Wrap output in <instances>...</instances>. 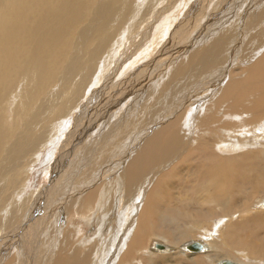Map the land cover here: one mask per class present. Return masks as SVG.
Listing matches in <instances>:
<instances>
[{
  "label": "bare ground",
  "instance_id": "obj_1",
  "mask_svg": "<svg viewBox=\"0 0 264 264\" xmlns=\"http://www.w3.org/2000/svg\"><path fill=\"white\" fill-rule=\"evenodd\" d=\"M137 1L139 0H100L91 3L90 0H0V111H2L0 117V218L2 215L11 217L7 223L0 222V233L2 230L10 231L13 222L19 221L20 212L23 211L30 197L26 195V198H20V194L25 188L21 179L23 172L21 158L38 143L37 139L28 138V131L37 122V112L43 109V105L47 107V113L58 112L61 116L70 108L77 89H81L87 82L90 64L95 61L96 54L100 52L99 49L92 46L93 42L106 43V48H108L112 44V29L127 23L131 26L134 22L130 21L127 15L131 14L130 9L134 7L132 4H137ZM172 6L173 4L168 8L170 9ZM241 10L243 15L240 18V27H244H242L245 30L244 33L240 31L241 34L232 39V23L229 24L228 18L225 20L222 18L218 25L225 24L223 29L220 30L221 26L212 27V30L217 29L218 31L209 38V33L202 37L205 42L200 43V41V44H194V49L190 52L186 51L187 56L183 55L182 60L181 57L178 58L180 60L174 59L175 64L168 68L165 75L163 74L162 81L158 82V79H162L161 75L149 89H137L139 94H135L137 96L133 99L138 98L139 95L142 96L139 99V101H143L142 111L148 109L150 112L151 105L159 104L158 95L161 91L165 97H168L170 92L173 94L176 91L179 97L175 102V108L170 109V106L163 105L155 106L154 111L152 110V113L147 115L143 124H140L139 121L136 123L142 127L149 125V119L158 113L164 117H161L158 125L153 124L144 130L145 134L142 131L140 136L132 138L135 133L129 131H133L135 125H132L126 117L119 119L116 117V108L126 99L124 91H121L122 93L118 90L113 91L115 103L107 104L102 108L103 99L109 96L107 92L113 90L102 89L95 93L96 97L91 96L94 99L90 103L91 106L82 109L72 117L66 131L73 130V133L67 139L64 138L66 131L63 133L64 140L58 143V145H62L59 150L61 153L59 156L53 154L51 159L53 161L51 170L52 168L54 170L52 177L56 176L59 167L64 169L65 165L70 163L69 158L73 168L65 178H58L55 182L51 180V188L47 194H39L32 210L24 217L25 229L23 224L19 225L7 239L0 238V251H4L8 256L14 247H18L17 249L20 251L18 258L10 259L12 264H30L28 258H31L29 254L31 245H34V248L36 246L39 248L37 264H102L100 260H97L99 253L103 251H99V247H96L98 242L95 240L84 242L82 236L74 241V235L79 230L68 220L64 223L61 222L59 216L63 212L66 213V217H71L72 214L79 215L82 212L87 215L90 222L93 221L96 224L97 217L102 215L106 205L99 201L98 197L102 200L105 196L111 198V204H114L116 208H119L123 200L126 201L124 207L126 212L123 210L124 223L119 228L120 232L113 235V239L119 247L116 246L109 252L107 264H129L130 262L127 263L126 260H123L127 258L129 261L137 252L144 251L142 238L152 229L149 220L154 215L150 207L152 199L150 195L155 194L161 198V201L163 200L162 197L166 196L164 189L170 186V175L172 171H175L176 164L183 161V163H190L191 166H197L192 160L187 159L192 148L213 153L220 148L221 142H223L221 147L227 145L226 141L229 144L231 138L225 137V140L222 135L234 134V131L229 128L230 118L228 115L230 112L241 114V118L238 119L239 124L242 120H247L245 124L249 123L253 127L258 122L259 116L264 115V55L256 60L257 55L260 54L258 52L264 50V0L242 2ZM161 11L162 9L158 10L155 20L159 19ZM185 18L183 22L187 24L192 22L187 17ZM139 25L141 24L139 23ZM150 25L142 23L141 26L147 29V26L149 28ZM144 31L140 32L135 43L138 40H141L140 45L146 43L143 37ZM242 37L244 39L240 45ZM215 41H219V45L214 43ZM230 44H233L235 49L230 50L231 55L228 63L223 66L225 60L223 61L222 58L228 52ZM205 52H210L211 59L204 62L205 74L202 75V81L206 77H213L216 80L208 84L211 87L205 84L206 88L202 89H212L215 83L222 85L227 83L230 87L215 91V94L205 101V107L202 108L197 105L200 99L195 101L198 98L197 93L194 99H192L193 96H190L184 101H181L180 95L190 87L196 86L198 81L192 76L191 66L193 64L198 66L199 58ZM234 61L240 66H250L248 70H243L239 76L238 82L242 84L240 88H236L237 81L232 75L227 80L225 79V82L222 81L228 71L226 68L230 67ZM167 66L169 63L163 64L162 68L166 69ZM57 75L60 76L58 82L56 86H52ZM72 87L74 88L71 89ZM8 91H13L17 102L10 121L5 123L8 108L6 93ZM186 103L197 106L201 111L199 109L200 112L188 114L189 112L185 109L173 119L168 120L166 124H159L162 120L177 113ZM127 105L122 109H125V112L130 109V114H135L136 117L139 111V107L136 106L137 102H135L136 107L132 104ZM65 108L67 109L64 110ZM245 111L246 117L243 118L242 115ZM88 113H91L89 121H87ZM93 113L96 114L92 115ZM208 115L210 118L220 119V126L216 127L208 123ZM186 122L193 124L190 131H185L182 127ZM124 128H127L128 131H124ZM57 129L53 128L47 138L56 139L59 130ZM147 132L149 136H145ZM204 133H209L206 140L208 146L201 147L200 143ZM248 133L245 132V134ZM180 134L184 135L185 141L176 147L168 143L164 145L157 143L162 135L177 138ZM245 134H243V138H239L240 141H243V145ZM239 135L242 136V134ZM46 139H44L42 147L46 144ZM110 141L113 142L112 145ZM214 143H219V145L215 148ZM257 143L259 142L256 141ZM115 150L120 152L115 154ZM220 150L222 151V149ZM228 155L214 156V162H210L211 164H208L205 169L212 172L228 167L231 157ZM114 159H116L115 162H113ZM121 161H125L123 167H121ZM203 164L205 163L203 162ZM251 168L258 173V182L254 186V191L260 192L264 185V155L259 156L257 161L252 158ZM59 182L61 183L58 186ZM9 188H13L12 199L2 208V194ZM114 190L117 192L113 194ZM168 190L170 191L169 188ZM17 196L19 197L15 199ZM135 203L137 204L135 205ZM61 205H63V209ZM244 205L248 204L244 203ZM152 207L154 208V206ZM35 210H39V212L34 214ZM90 210L92 212L89 213ZM188 210L190 219L194 223L192 226H198L200 223L202 227L206 216L213 213V209L207 210L206 208L198 210L191 207V210ZM133 220L137 221L136 225L133 224ZM132 224L134 225L133 230L131 229ZM21 229L23 231L20 233ZM130 230L133 231L130 233L131 238H129ZM194 232L195 229L184 228L179 231V234L187 238L191 237ZM227 237L223 236L225 239ZM194 242H197L201 249L192 252L200 253L205 250L207 244L203 239L186 241L180 249L189 251L186 247L187 244ZM113 245L115 246L114 243ZM152 245L154 247L160 245V251L163 253L169 249L168 245L156 241H153ZM211 245L216 247L217 240L211 241ZM22 256H26L25 262L22 261ZM223 262L240 264L229 259H224L218 264H223ZM0 264L7 263L0 257Z\"/></svg>",
  "mask_w": 264,
  "mask_h": 264
},
{
  "label": "rangeland",
  "instance_id": "obj_2",
  "mask_svg": "<svg viewBox=\"0 0 264 264\" xmlns=\"http://www.w3.org/2000/svg\"><path fill=\"white\" fill-rule=\"evenodd\" d=\"M99 1L90 0L91 3ZM139 1H137V4H132L134 7L130 9L131 14L127 15L129 20L134 22H132L131 26L127 23L121 27L113 28L111 35L112 44L108 48H106V43L102 44L99 41L93 42L92 46L99 49L100 52L96 54L95 61L90 64V73L88 74L87 82L81 89H77L70 108L61 116H59L58 112L51 114L47 113V107L43 105V109L37 112V122L35 125H32L31 129L28 131V138L37 139L38 143L30 152L21 158L23 165L21 179L23 180L25 188L22 190L20 198L22 197L21 199H24L27 196H30L26 202L28 207L25 205L23 211L20 212L21 217L19 218V221L13 222L10 231H1L2 233H0V238L5 237L7 239L12 235V232L17 228V226H22V224L24 225V217L30 210H32L39 194H47V192L50 191L51 180L55 182L58 178L63 179L66 175L68 176L69 171L73 168L70 158V163L65 165L64 169H60L59 167L56 176L53 177L50 174L53 163L51 159L53 154L55 156H59L61 153L59 150L62 148V145H58V143L64 140V138L67 139L73 133V130L66 131L72 117L77 115L82 109L91 106L90 103L94 100L93 98L96 95V92H100L102 89H113L111 92L108 91L107 94L109 96L107 95L108 97L103 99V103L101 104L103 108V106L107 104L111 105L115 103V95H113V91L116 92L118 90L120 93L124 91L126 99L123 102L121 101L122 103H120L116 108V117L118 119L126 117L132 125H135L132 129L133 131H129L131 133H135L134 136L131 135L132 138L140 136L142 131L146 130L153 124L158 125V121L164 117L158 113V115L156 114V116L152 119H149V125L141 127V125H137L136 123L139 121L140 124H143L144 119L147 118L148 114L152 113V110L154 111L155 106L160 107L163 105L170 106V109L175 108V102L178 101L179 97L177 96L178 92L176 91H174L173 94L170 92L168 97H165L161 91L158 95L159 104L156 103L155 105H151L150 112L148 109L142 111L141 107L143 101H139L142 96L139 95L138 98L133 99V97L137 96L135 94H139L138 90L149 89V87L153 85L156 79L161 75L162 79H158V82L162 81L164 75L167 73L166 71H168V68H171L170 66L175 64L176 61L174 59L177 60L181 57L182 60L183 55L185 57L187 56L186 51L190 52L194 49V44L199 43L200 41V43L205 42L202 37L207 36V33H209V38L217 32V29L212 30L211 28L214 26H221L218 25V23L222 18L224 20L228 18L227 21L229 24L232 23V39L236 38V36L238 37L239 34H241L240 31L244 33V27H240V18L243 15V11L241 10L242 2L247 3L252 0ZM172 4L173 6L169 9L168 6ZM159 9H162V13L159 16V19L155 20L154 18ZM164 11L166 12L164 13ZM252 11L253 10H251V12ZM185 17L192 22L189 24L183 22L186 19ZM139 23L141 25L142 23L151 25L149 28L147 26V29H145L139 25ZM224 25L220 27V30L223 29ZM209 30L210 32H208ZM141 31H144L143 37L144 42H146L142 45L139 44L141 40H138L137 43H135V40ZM243 39L244 38L242 37L240 45L242 44ZM214 43L219 45V41H215ZM231 49H235L233 44L228 46V52L222 58L223 61L225 60L223 66L228 63L231 55ZM258 53L260 54L257 55L256 60L263 56V50ZM209 59H211L210 52H205L199 58V65L196 66L193 64L191 66L192 76L195 77L198 81L197 83L199 84L196 83V86H192L187 89L186 92H182L183 94L180 95L181 101L186 100L190 96H193L192 99H194L198 94V98L195 99V101L197 102L200 99L197 105L204 108L206 104L205 101L212 94H215V91L225 87H230L227 83L223 85L215 83L212 89H202L206 88L205 84L208 86V84H211L214 80H216L213 77H206L202 81V75L205 74L203 70L204 62ZM173 60L174 63L172 62ZM167 63H169V66H167L166 69L162 68L163 64ZM249 68L250 66H240L234 61L230 67L226 68L228 71L222 81L225 82V79L227 80L229 76L232 75L237 81L236 88H240L242 84L241 82L240 84L238 82L239 76L243 70H248ZM59 77V75L56 76L55 81L51 84L52 86H56ZM208 87L211 86L209 85ZM73 88L74 87L71 89ZM6 95L8 108L5 115V123H8L11 116L15 112L17 99L15 98L13 91H8ZM91 96H93V98ZM135 102L138 104L136 106L139 107L138 115L136 116L137 118L135 117V114H130V109H127L126 112L125 109H122L123 106H128L127 104H132L136 107ZM66 109L67 108L64 110ZM185 109L189 112L188 114L201 111V109L197 106L195 107L193 104L190 105L186 103L177 113L162 120L159 124H166L168 120L173 119V117ZM121 112L122 114H120ZM1 114L2 111H0V117L2 116ZM95 114L93 113L92 115ZM89 117H91V113H88L87 121H89ZM228 117L230 118L229 128L234 131V134H225L222 136L225 140V137L231 138L229 144L226 141L227 145H222L221 147L223 142H221L220 145L219 143H214L213 146L215 148L218 145L220 147L217 151H215L216 153H207V150L192 148L191 152L187 155V159L192 160L193 163L197 164V166H191L190 163H183V161L176 164L175 171L173 172V169L171 170L172 172L169 179L170 186H168L170 191L168 188L164 189L166 196L162 197L163 200L161 201V198L155 194L153 196L150 195L152 199L149 197L151 199L150 207L152 208L151 210L154 212V215L149 220L152 229L142 238V247L145 248L144 251L137 252L129 261L127 258L124 260L120 258L121 260H126L127 263L130 262L129 264H218L224 259H229L240 264H264V185L260 192L254 191V186L258 182V173L251 168L252 158H255L257 161L259 160V156L264 155V115L259 116L258 122L254 127L249 123L245 124L247 120H242L239 124L238 119L241 118V114L239 113L235 114L230 112ZM242 117H246V111L245 113L243 112ZM207 122L216 127L220 126V119L210 118L209 115ZM192 126L193 124L188 122L182 125L185 131H190ZM55 127L59 129H57V138H53L52 140L48 139L47 136ZM136 128H138L137 131ZM229 128L228 130H230ZM124 131H128L127 128H124ZM64 132L65 134L63 138ZM137 132H140L138 133L139 135ZM148 132L145 136H149ZM245 132L249 133L245 134ZM219 133L221 134V132ZM239 134H242V136ZM243 134H245L246 138H244L245 147L243 145V141L239 140V138H243ZM208 135L209 133L203 134L202 139L204 142H202L203 140L201 141V147H205V145L208 146L206 144ZM144 137L142 138V141ZM44 139H46V144L42 147ZM184 141L185 138L183 134L178 135L177 138L162 135L157 143L158 145L168 143L176 147ZM256 141L259 143L256 144ZM110 144L112 145L113 142L110 141ZM111 145H109V147H111ZM227 147L229 148V151ZM231 147L233 149H230ZM220 149H222V151ZM209 150L211 151V149ZM119 152L120 151L115 150V154H118ZM227 154H229L228 156H231L228 167H223L221 171L212 172L205 169L208 167V164L214 162V156ZM132 155L134 154L132 153ZM115 161L116 159L113 160V162ZM203 162L205 164H203ZM234 162H236V166L234 165ZM124 165L125 161H121V167ZM242 169H250L251 173L245 174L242 172ZM224 172L228 175L225 174V176H222V173ZM60 183L61 182H59L58 186ZM116 192L117 190H114L113 194ZM12 193L13 188H9L2 194V208L12 199ZM18 197L19 196L15 197V199ZM98 200L103 204L106 203V205L104 211L102 213L100 212L102 215L97 217L96 224L93 223V221L90 222L87 215L82 212L79 213V215L72 214L71 217H66V213L63 212L60 214L59 220L63 223L68 220L71 224L73 223L72 225L76 229L79 230V232L74 235V241L78 240L79 236H82L81 238L84 239V242H92V240L98 242L96 247H99V251H103L99 253L97 260H100L102 264H107L106 261H108V257L110 256L109 252H111L114 247H119L113 239V235L120 232L119 228L121 224L124 223V212H126L124 207L126 205V201L123 200L119 208H116L114 204H111V198L109 199L107 196H105L102 200L98 197ZM244 203H247L248 205H244ZM136 204L137 203H135V205ZM61 206L63 209V205ZM152 206H154V208ZM235 206L237 207L235 208ZM185 207L190 210L191 207L198 210H202V208H206L207 210L213 209V213L212 215L206 216L205 223H203L202 227L200 223L198 226H192L194 223L190 219L188 213L190 211ZM40 208H42V206H40ZM38 212L39 210L33 211L34 214H37ZM88 212L90 213L92 210ZM80 216L83 217L81 218ZM10 220L11 217L8 215H2L0 218L1 223H7ZM133 224L136 225L137 221L133 220ZM133 224L131 227L132 230L134 227ZM23 227L25 229V225ZM184 228L195 229V232L191 237L185 238L183 235L179 234V231ZM132 230L129 232V238H131L130 233L133 232ZM22 231L23 230L21 229L20 233ZM44 236H47V234H44ZM223 236L228 237L225 239ZM191 239L205 240L207 244L205 250L200 253L192 252L190 250H181L180 247L184 245L186 241H190ZM213 240H217L216 247L211 245V241ZM153 241L168 245L169 249L165 251L164 254L160 251L161 248L154 247L153 245L151 246ZM33 246L34 245H31L29 252L31 258H28V260L30 264H37L36 260L37 262L39 261V248L36 244V248ZM17 248L18 247H14L9 253V256L4 251H0L1 259L7 264H12L10 259L12 258L14 260L19 256L20 251H18ZM25 257L22 256L23 262L26 261ZM111 258H113V256H111Z\"/></svg>",
  "mask_w": 264,
  "mask_h": 264
},
{
  "label": "water",
  "instance_id": "obj_3",
  "mask_svg": "<svg viewBox=\"0 0 264 264\" xmlns=\"http://www.w3.org/2000/svg\"><path fill=\"white\" fill-rule=\"evenodd\" d=\"M157 247L161 248L160 245H158ZM186 247H187L188 250H191V251H199L201 249L200 246H198V243L197 242H194L192 244H187ZM223 264H235V263H232V262H223Z\"/></svg>",
  "mask_w": 264,
  "mask_h": 264
},
{
  "label": "crops",
  "instance_id": "obj_4",
  "mask_svg": "<svg viewBox=\"0 0 264 264\" xmlns=\"http://www.w3.org/2000/svg\"><path fill=\"white\" fill-rule=\"evenodd\" d=\"M263 55H264V50H263ZM246 145L244 144V147H245ZM53 172H54V170H53V168H52V170H51V172H50V174H51V176H52V174H53ZM242 172L243 173H251V170L250 169H242ZM226 172H224V173H222V175L223 174H225ZM227 174V173H226ZM228 175V174H227ZM238 206V205H237ZM237 206H235V208L237 207Z\"/></svg>",
  "mask_w": 264,
  "mask_h": 264
},
{
  "label": "flooded vegetation",
  "instance_id": "obj_5",
  "mask_svg": "<svg viewBox=\"0 0 264 264\" xmlns=\"http://www.w3.org/2000/svg\"><path fill=\"white\" fill-rule=\"evenodd\" d=\"M226 174V173H225ZM225 174H223L222 176H225ZM227 175V174H226Z\"/></svg>",
  "mask_w": 264,
  "mask_h": 264
}]
</instances>
